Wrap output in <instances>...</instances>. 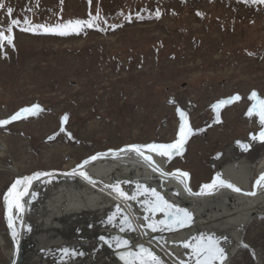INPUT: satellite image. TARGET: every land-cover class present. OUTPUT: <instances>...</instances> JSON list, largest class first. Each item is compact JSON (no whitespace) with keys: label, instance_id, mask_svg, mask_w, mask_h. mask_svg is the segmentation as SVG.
Here are the masks:
<instances>
[{"label":"rangeland","instance_id":"rangeland-1","mask_svg":"<svg viewBox=\"0 0 264 264\" xmlns=\"http://www.w3.org/2000/svg\"><path fill=\"white\" fill-rule=\"evenodd\" d=\"M2 2L0 27L5 34L11 19L19 24L13 26L14 46L5 42L0 50V119L34 104L42 110L0 126V140L6 145L0 154V234L5 240L0 245V264H8L12 246L1 198L17 176L6 166L16 165L20 175L67 170L108 148L171 143L181 122L177 108L187 114L193 134L168 168L188 171L194 189L213 178L215 154L221 152L223 162L241 154L233 145L237 138L250 142V150L243 153L246 160L255 163L264 156V141L249 138L264 126L257 116L247 115L255 103L249 98L253 91L264 99V4L251 0ZM7 7L14 10L11 16ZM97 11L99 27H85L78 34L22 30L28 26L25 18L31 24L51 26L88 20ZM234 95L240 99L219 108L217 122L212 105ZM247 226L243 239L260 253L261 263L241 247L229 264H264V210Z\"/></svg>","mask_w":264,"mask_h":264},{"label":"bare ground","instance_id":"bare-ground-1","mask_svg":"<svg viewBox=\"0 0 264 264\" xmlns=\"http://www.w3.org/2000/svg\"><path fill=\"white\" fill-rule=\"evenodd\" d=\"M6 115L4 112L3 116ZM117 149L120 148L112 150ZM108 150L95 152L67 170L37 171L51 175L32 182L22 200L23 212L17 213L12 209L17 235L14 237L10 232L16 246L11 241L9 261L15 264H124L119 253L136 251L137 246L143 245L150 248L162 264H195L192 249L185 248L184 243L194 244L196 238L203 234L219 241L226 255L223 264H229L230 258L241 247L248 246L243 239V231L264 210V187H254L256 180L264 173V156L255 163L246 160L245 154H234L227 162H223L220 156L218 159L214 157L218 164H213V178L219 173L222 179L240 188V192L218 187L205 194H197L201 192L202 185L210 184L213 178L209 182H201L194 189L188 171H185L189 173L186 183L191 191H186L184 184L171 175L180 169L168 168L174 156L168 159L147 150L145 154L152 157L151 162L135 152L125 151L116 156L109 153L84 165L83 170L95 183L78 174H67L89 157L108 153ZM5 151L6 145L0 140V154L3 155ZM5 168L17 175L12 183L17 178L36 173L20 175L16 165ZM117 182L128 196L137 192V183L155 189L169 203L187 209L192 214L191 224L172 231L157 229L153 232L147 224L152 220L164 219V213L156 212L153 215L145 210L143 201L151 198L149 195L141 194L135 200L124 199L106 187ZM252 192L255 195L248 194ZM117 207L121 211L112 223H108V217L116 213ZM124 216L131 221V230H120L124 227L120 223ZM5 218L7 221L6 215ZM100 237H104L108 243ZM112 237H120L129 243L118 249ZM4 244V237L0 234V245ZM64 248L83 254L61 259ZM31 251H34L33 255ZM252 251L255 261L261 263L255 250ZM29 254L32 256L28 257Z\"/></svg>","mask_w":264,"mask_h":264},{"label":"snow or ice","instance_id":"snow-or-ice-1","mask_svg":"<svg viewBox=\"0 0 264 264\" xmlns=\"http://www.w3.org/2000/svg\"><path fill=\"white\" fill-rule=\"evenodd\" d=\"M249 2V0H245V3ZM252 3L264 4V0H251ZM5 7L2 0H0V8ZM12 7H7V13L11 16L13 13ZM199 14V13H198ZM159 17V11L155 14ZM100 19V13L97 11L95 16H91L88 20H69L64 23H57L55 25H45V24H31L27 18L24 19L23 23L28 25L27 27L23 28V31L26 32H42V33H51L57 34L61 36L69 35L70 33H79L85 27L92 28V27H99L98 24L95 22ZM19 21L17 19H11L7 26V34L3 27H0V50L3 49L4 43L6 42L8 45H13L14 36L13 26H18ZM112 27H115L113 25ZM250 99L254 100L255 103L248 109L247 115L249 117L255 115L258 117L259 122L262 126H264V99H260L257 96V93L253 91L250 94ZM240 97L238 95H234L226 100H220L216 104L212 105L214 110H217V122L219 121V112L218 109L224 106L225 104L231 103L232 101L238 100ZM171 102V101H170ZM42 109L38 104H34L30 107L21 108L12 114L10 117L6 119H0V126L8 125L12 121L21 119L26 115H36ZM177 112L180 116V125L179 130L176 135V139L171 143H149V144H131L127 145L124 148L112 150L109 149L108 153H98L89 157L88 159L84 160L81 164H78L76 168L72 169L68 175H76L83 177L84 179L88 180L90 183H95L92 178L88 175L86 171L83 170L84 165L90 163L91 161H95L102 156L108 155L109 153L113 156L118 155L121 152L125 151H132L138 154L139 156L143 157L145 160L152 161V157L150 155L145 154V150L156 153L162 157H167L171 159L174 155L182 154L184 151V146L188 140V138L193 134L192 128L188 124L187 114L177 108ZM64 120H67V115L62 118V123ZM61 132L64 131V128L61 127ZM200 131V130H197ZM54 137H49V139H53ZM253 140L259 139L264 141V127L258 133V135L252 136ZM237 144L244 149L245 151L249 148V145L243 144L240 141H237ZM156 170V169H154ZM178 173V175H177ZM50 173H43V172H36L30 176H24L22 178H17L8 191L4 195V201L6 206L5 215L7 217L8 226L12 229V235L15 237L17 235L14 227L12 209H15L17 213L23 212V197L28 194L29 188L34 180H38L42 176H49ZM171 175H175L177 179L180 180L181 183L184 184L186 191H191L188 188L186 180L189 177V173L187 172H180L179 170L176 173H172ZM117 194L118 197L124 199H132L135 200L137 196L141 194L149 195L151 198L154 199H146L143 201L145 204V210L147 212H151L155 215L156 212H163L164 219L162 220H152L147 224V227L150 228L153 232L157 231V229L161 230H168L172 231L177 228H183L192 222V214L188 212L187 209L179 208L174 204L169 203L167 200L164 199L155 189H150L142 184L137 183V192L133 193L131 196H128L126 192H124L121 188L119 182L112 185H106ZM218 187H226L230 188L233 191L240 192L241 189L238 188L236 185L230 183L229 181L222 179L220 174L218 173L212 180L210 184L202 185L201 192L197 194H205V192H210L215 190ZM254 187H264V173H261L260 177L256 180ZM250 195H255V192L248 193ZM35 195L34 193L32 194ZM121 211L119 207H117L116 213L111 214L108 217V223H112L115 219L117 214ZM145 219H149L145 217ZM120 223L124 226L121 227V231H124L125 228L129 230L132 229V223L127 216H124ZM101 240H104L105 243H108L104 237H100ZM112 240L115 241V247L121 248L126 247L128 245L127 240H123L120 237H112ZM246 246V245H245ZM185 248L192 249V255L195 258V264H214V262L219 261L220 264H223V261L226 259L225 250L223 247L220 246L219 241L213 236H204L203 234L196 238V242L194 244H189L188 242L184 243ZM63 253L61 259L64 256L69 255H82L83 253H76L75 250H69L68 248H64L61 250ZM120 259L124 261V264H162L161 259L150 249L144 247L143 245L137 246L136 251H123L119 253Z\"/></svg>","mask_w":264,"mask_h":264},{"label":"water","instance_id":"water-1","mask_svg":"<svg viewBox=\"0 0 264 264\" xmlns=\"http://www.w3.org/2000/svg\"><path fill=\"white\" fill-rule=\"evenodd\" d=\"M237 141H240L241 143H243V144H247V145H249L247 142H244V141H242V140H240V139H236L235 141H234V146H236L237 148H238V151H239V153H243V152H246V151H248L249 150V148H250V146H249V148L245 151L244 149H242L238 144H237ZM127 146V145H126ZM125 146H123V148H124ZM220 153V152H219ZM219 153H217L214 157L216 158V159H218V157L220 156V154ZM180 172H183L182 170H179ZM6 193V192H5ZM5 193H4V195H5ZM4 195H3V197H2V205H3V213H4V221H5V224H6V227H7V230L9 231V237H10V240L12 241V243H13V245L14 246H16V242L14 241V239H13V237L11 236V234H10V232L12 231V229H10L9 228V226H8V222L6 221V218H5V212H6V206H5V201H4ZM8 264H15L13 261L11 262V261H9L8 262Z\"/></svg>","mask_w":264,"mask_h":264},{"label":"crops","instance_id":"crops-1","mask_svg":"<svg viewBox=\"0 0 264 264\" xmlns=\"http://www.w3.org/2000/svg\"><path fill=\"white\" fill-rule=\"evenodd\" d=\"M256 252V251H255ZM256 254L258 255V256H260L257 252H256Z\"/></svg>","mask_w":264,"mask_h":264}]
</instances>
